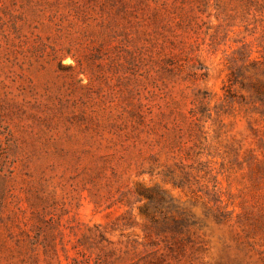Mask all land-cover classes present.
I'll use <instances>...</instances> for the list:
<instances>
[{
    "label": "rangeland",
    "instance_id": "obj_1",
    "mask_svg": "<svg viewBox=\"0 0 264 264\" xmlns=\"http://www.w3.org/2000/svg\"><path fill=\"white\" fill-rule=\"evenodd\" d=\"M0 264H264V0H0Z\"/></svg>",
    "mask_w": 264,
    "mask_h": 264
}]
</instances>
